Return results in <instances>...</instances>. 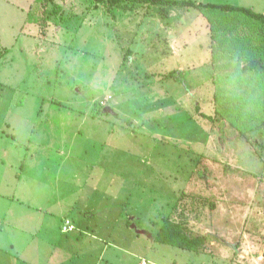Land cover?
Wrapping results in <instances>:
<instances>
[{
	"label": "rangeland",
	"instance_id": "rangeland-1",
	"mask_svg": "<svg viewBox=\"0 0 264 264\" xmlns=\"http://www.w3.org/2000/svg\"><path fill=\"white\" fill-rule=\"evenodd\" d=\"M185 1L264 13V0ZM35 2L0 0V138L26 150L5 157L27 180L56 181L36 189L58 214L54 248L74 252L56 264H87L79 254L100 245L93 236L128 253L107 250L109 264H264V124L243 134L213 104L226 74L213 65L214 30L245 17L94 0H43L36 12ZM27 140L43 147L27 151ZM167 221L206 239L156 243Z\"/></svg>",
	"mask_w": 264,
	"mask_h": 264
},
{
	"label": "trees",
	"instance_id": "trees-1",
	"mask_svg": "<svg viewBox=\"0 0 264 264\" xmlns=\"http://www.w3.org/2000/svg\"><path fill=\"white\" fill-rule=\"evenodd\" d=\"M94 1L115 6L140 3L184 8L204 7L244 16L247 23L240 22L229 25L228 28L221 27L214 30L213 65L218 69L219 74L226 71V74H223L224 78L220 79L223 86L214 85V115L222 116L243 134L264 124V15L239 6L195 4L185 0ZM42 3L43 0H36L33 9L37 12ZM35 16L30 17L29 22L36 23ZM214 84L217 85L216 77ZM214 115L201 113V116L210 121H213ZM205 239L206 237L202 236L189 238L181 226L167 221L162 225L154 241L171 247L188 249L197 247Z\"/></svg>",
	"mask_w": 264,
	"mask_h": 264
},
{
	"label": "crops",
	"instance_id": "crops-1",
	"mask_svg": "<svg viewBox=\"0 0 264 264\" xmlns=\"http://www.w3.org/2000/svg\"><path fill=\"white\" fill-rule=\"evenodd\" d=\"M250 9L253 10L252 7ZM260 14L264 15V13ZM4 139L0 138V160L3 161V163H0V264H10V262L11 264H56L57 260L62 258L63 254L61 253L63 251L64 254L69 255V262H74L75 260L72 257L74 252L68 253L66 250L58 252V249L54 248V245L56 246L59 243H54L53 236H55V233L52 234L53 231L48 229L47 225L52 223V219L55 220L58 214L56 213V208L52 209V204L42 203V189L39 188L36 190L38 185H42V180L44 183H47L45 188L55 189L53 183L55 184L56 181H52L53 176L51 173L49 176H45L48 179L42 177L43 173L40 174V170H37L40 175L33 172L30 175L32 180H27V166L25 167L24 164L21 166L20 163L17 165L16 163L12 164V161H18V158L24 156L26 150L20 151L19 148L14 149L13 144H15L16 138L10 141V147L5 150L3 147L5 146L6 140ZM24 144L26 145L25 147H28L27 151H30L31 146H36L35 150L37 152L43 147L39 143L31 145L30 140L26 143L24 142ZM7 151H9L8 154L13 155L12 158H17L7 162V157H5ZM32 153H35V151H32ZM40 162L41 160L39 159L36 165ZM48 184H51L52 187ZM46 217L47 220H45ZM70 226L74 228L76 224H73L74 227L72 225ZM61 228L63 230V224ZM65 234L68 233L65 232ZM89 239H91L87 242L89 246L92 243L95 245V241L100 242V245H95L93 252L88 251L86 253L83 252V248L80 246L81 251L80 248L78 250L80 251L79 256H84L81 259L82 261L87 260V264L90 263L89 259L93 260L92 264H109L105 256L109 249L113 250L111 257L122 253L128 255V253L115 245V243L108 241V244H105L106 239L104 237L99 238L98 236H93V239ZM9 251L11 252V259L7 262L2 261V256H4L5 252ZM43 255L45 259L40 260V257Z\"/></svg>",
	"mask_w": 264,
	"mask_h": 264
},
{
	"label": "built area",
	"instance_id": "built-area-1",
	"mask_svg": "<svg viewBox=\"0 0 264 264\" xmlns=\"http://www.w3.org/2000/svg\"><path fill=\"white\" fill-rule=\"evenodd\" d=\"M72 229V227L70 226V223L68 222V221H66L65 223H64V225H63V231L64 232H67V231H69V230H71Z\"/></svg>",
	"mask_w": 264,
	"mask_h": 264
},
{
	"label": "water",
	"instance_id": "water-1",
	"mask_svg": "<svg viewBox=\"0 0 264 264\" xmlns=\"http://www.w3.org/2000/svg\"><path fill=\"white\" fill-rule=\"evenodd\" d=\"M135 230H136L137 233H143V234L145 233V231H139L137 229H135Z\"/></svg>",
	"mask_w": 264,
	"mask_h": 264
}]
</instances>
